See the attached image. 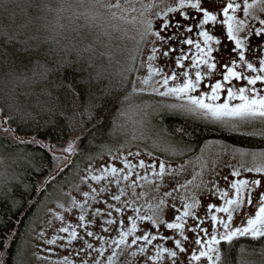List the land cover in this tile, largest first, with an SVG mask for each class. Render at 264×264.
Returning a JSON list of instances; mask_svg holds the SVG:
<instances>
[{
	"label": "snow or ice",
	"instance_id": "6c2138e0",
	"mask_svg": "<svg viewBox=\"0 0 264 264\" xmlns=\"http://www.w3.org/2000/svg\"><path fill=\"white\" fill-rule=\"evenodd\" d=\"M10 3L20 6L18 0H0L5 12ZM209 3L210 0H74L69 7L83 8L79 15L89 24L126 20L131 14V21L138 25L136 36L132 37L135 47L115 72L103 63L97 65L93 56L85 61L83 53L92 51L91 45L75 49L77 58L72 60L67 47L42 51L49 37L41 40L25 36V26L15 30L0 26V65L15 63L21 54L29 52L42 55L44 60L34 63L31 80L47 81L51 74H56L52 88L73 100V113L69 115L61 96L45 87L37 95L46 99L37 103L34 114L19 108L10 92H5L0 96L3 139L33 127L43 137L40 128L66 122L64 126L72 131L99 130L107 140L121 141L115 151L105 145L98 155L102 157L107 152L109 160L98 168L90 162L82 175L77 172L78 179L69 191L64 192L59 185L54 187L53 191L60 192L66 200L55 204V209L62 211L48 208L47 224L53 228L55 221H60L61 226L54 228L51 238L46 229L36 233L33 239L41 243L33 245L37 251L31 256L44 264H121L122 257L126 258L124 264H184L181 257L185 254L187 264L202 260L207 264H264V190L256 192L264 188V87L257 86L258 82L264 85V0H243L242 4L221 0L216 8L207 6ZM26 7L53 11L51 0H28ZM62 10L63 4L55 9L58 13ZM14 16L11 11L8 18ZM156 21L160 23L157 25ZM110 27L118 30L116 24ZM104 35L109 33L105 31ZM32 41L39 42L33 47ZM229 43L230 51L225 56ZM108 60L111 63V57ZM186 61L190 64L186 65ZM82 63L86 66L81 67ZM145 64L147 75H140ZM237 81L246 83L237 87ZM153 99L155 102L149 103ZM161 110L183 112L204 121L205 127L228 129L257 146L218 144L208 178L205 179V167L201 166L192 179L181 183L179 177L187 173L191 161L175 166L174 161L193 155L194 137L198 140L195 129L176 128L162 137L165 158H158L146 146L143 153L139 147L133 151L131 146L124 151L125 144L149 139L150 133L159 137L148 117ZM123 117H135L134 123L141 125V129L129 134L126 121L118 123ZM89 124L92 129L86 127ZM95 138L93 135L92 139ZM75 141L82 142V137H75ZM75 141L61 148L57 159L62 158L65 164L49 174L48 180L53 184L57 174L68 166L66 154H79ZM15 145L23 149L43 148L44 140L36 136L27 140L17 137ZM48 149L52 146L48 145ZM0 150L7 149L0 146ZM200 152L204 154L202 147ZM223 156L237 160L236 164H226L231 179L221 177L215 166V159ZM21 158L32 160L30 155ZM95 159L96 156H89L90 161ZM242 173L259 178H241ZM166 178L175 179V186L162 190L166 188ZM221 178L226 188L219 186ZM22 185L28 187L19 174L5 169L0 173V198L8 199ZM82 185L87 190L82 191ZM203 192L218 197L219 202L208 203L202 218L197 212L201 206L197 196ZM254 193L258 195L254 215L247 217L242 226H234V214L245 205H253ZM20 207L23 201L16 210ZM73 210L79 213L77 222L65 223L63 213ZM168 210L175 213L170 221L163 218ZM206 222L208 227L204 226ZM161 228L171 234H164ZM188 233L193 234L195 245L190 252L186 245L193 241ZM29 235L31 230L3 235L0 264H29ZM241 238H247L246 242L240 243ZM59 252L67 254L60 256Z\"/></svg>",
	"mask_w": 264,
	"mask_h": 264
},
{
	"label": "trees",
	"instance_id": "16d2710c",
	"mask_svg": "<svg viewBox=\"0 0 264 264\" xmlns=\"http://www.w3.org/2000/svg\"><path fill=\"white\" fill-rule=\"evenodd\" d=\"M73 2L74 0H51L53 11L41 12L35 8H27L28 0H18L20 6L15 7L10 3L8 12H5L4 8L0 6V26H8L11 30H15L19 26H25V36H37L41 40L49 37L50 39L44 44L42 51H46L49 48L59 50L61 47H67L71 51L72 60L77 58L75 49H83L91 45L92 51L83 53L85 61L89 56H93L97 65L103 63L109 71L115 72L123 64L129 52L134 49L135 46H131L132 40L127 36L117 35V32L104 35L106 30L83 23V17L78 13L75 14L72 7H69ZM61 4H63L64 10L58 13L55 9L60 8ZM11 11L15 12L14 19L8 18ZM37 17L40 18L37 19ZM93 31L102 36H95L92 33ZM38 42L32 41V46L35 47ZM0 44H2V39H0ZM129 44L130 47L128 46ZM108 57H111V63H109ZM37 59L43 61L44 57L42 55L36 56L29 52L21 54L15 63L0 65V96L5 92H10L17 101L19 108L25 111H33L35 114L37 103L46 99L45 96H38L37 94L41 92V89L47 87L53 91L54 95L58 94L61 96L67 113L72 115V98L65 96L63 93H56L52 88V82L57 79L56 74H51L47 81L34 83L31 80L34 63ZM80 66L85 67L86 64L82 63ZM145 99H148L147 94H145ZM155 99L150 100L149 103H154ZM133 103H137V101H133ZM0 107H3V103H0ZM122 121H126L125 126L129 134L133 133L135 130L132 126L134 125V119L123 117L118 123ZM64 123L66 122H62L55 127L40 128L39 132L44 133L43 137L37 133L35 127L31 131H18L14 135L10 134L7 139H3L2 137L5 134L0 132V146H3V149H7L0 151L13 156L11 159L13 162L11 171L19 174L23 178L24 184L28 185L27 188L23 187V185L16 188L14 195L8 199L0 198V238H3V235L11 234L13 231L24 233L31 230L35 218L42 209L50 200L58 196L59 192L53 191L56 185L62 187L72 180L79 166L88 160L89 156H98V153L105 145L109 147L114 142H120L115 138L111 141L107 140L106 136L99 130L83 133L79 130L72 131L69 127H65ZM150 124L153 126V131L159 134V137L150 133L151 138L138 141L158 156H163L165 153V143L162 137L181 127L189 131L196 130L198 140L194 137L193 152L198 150L205 140L212 138L239 147L253 148L257 146L245 136L238 135L224 128L205 127L204 121L179 111L161 110L154 113L150 115ZM86 127L92 129L91 124L86 125ZM93 135L96 137L95 140L92 139ZM32 136H36L37 139L42 138L44 147L23 149V146L15 145L17 137L27 140ZM77 136L82 137V142L75 141ZM157 139L159 143L152 144V141ZM70 141H75L79 154H66L68 156V166L57 174L56 181L53 184V182L48 180L49 174L55 173L58 167H63L65 164L62 158L57 159V157L61 156V148L65 147ZM9 145H13V147L9 148ZM48 145L52 146L51 150L48 149ZM22 155H30L32 160L22 159ZM13 200L15 205H13ZM21 201H23V207H20L17 211L16 206ZM17 239H19V236H17ZM246 240L247 238H241L240 243H245ZM12 248L15 249V244L12 245ZM0 251H3V248H0Z\"/></svg>",
	"mask_w": 264,
	"mask_h": 264
},
{
	"label": "rangeland",
	"instance_id": "374dc122",
	"mask_svg": "<svg viewBox=\"0 0 264 264\" xmlns=\"http://www.w3.org/2000/svg\"><path fill=\"white\" fill-rule=\"evenodd\" d=\"M141 2H151V0H141ZM237 2L242 4L243 0H237ZM220 3H221V0H210V3L207 6L212 7V8H216L217 6L220 5ZM137 7H139V4H137ZM72 9L74 10L75 14L76 13H78V14L79 13H83V11H84L83 8H72ZM240 14L241 13H238V15H240ZM130 15L131 14H129V18L126 19V20H114V21L100 20V21L93 22V23H90V24L85 21V18H84L83 15H80V16L83 17V23L87 24L88 26H91V27L94 26L96 28H100L102 30H106L108 33L117 32L116 33L117 35H124V36L129 37L132 40L131 46L132 45L135 46V41L132 39V37L136 36V28L138 27V25H136L135 23H133L131 21ZM156 23L158 25L160 23V21H156ZM111 24L118 25V30H113L110 27ZM86 29H88V28H86ZM92 33L95 36H98V35L102 36L101 34H99L97 32H94V31ZM128 46L130 47V44ZM185 47H187V46H185ZM230 47H231V45L229 43V48L228 49H224V55L225 56L228 55V53L230 51ZM147 55H148V52H147V50H145L144 53H143V58L145 60L147 58ZM217 58L220 59V54L219 53L217 54ZM156 63L160 64V63H162V61H156ZM185 64L186 65L190 64V61H186ZM172 66L174 67V60L172 62ZM146 68H147V65L145 64V67L141 71L140 75H147ZM217 78H222V77H217ZM211 82H214V80H212ZM204 83H205V85H207V83H209V81L206 80ZM244 83H246V82H244V81L235 82L237 87L242 86ZM257 86L258 87H264V85H260L259 82H258ZM208 90H210V89H208ZM130 118L135 119V117H130ZM148 119L150 121V116L148 117ZM132 126H133V128L136 131L141 129V128H139V127H141V125H138V124L134 123V125H132ZM145 131H147V130H145ZM0 132L2 134H4L2 132V130H0ZM156 143H159L158 139L152 141V144H156ZM221 143L227 144V143H224V142H222L220 140H217V139H213V138L212 139H207L200 146V148L202 147L204 149V154L203 155H201L200 148H199L198 150L193 152V155L191 157H186V158H182L180 160L174 161V166L176 164L184 163L185 160H190L191 161L190 165L188 166L187 173L179 177L180 182L183 183L184 179H192V175L194 173L200 172L201 166L205 167V171H206L205 179H207L208 178V174H210V173H208V170L213 167V160H214L215 153H217L219 151L217 145L221 144ZM120 144H121V141L120 142H114L109 147L113 151H115L116 149L120 148ZM227 145L231 146L230 144H227ZM130 146H131L133 151L137 150V147H139V150L142 153L145 150V146L143 145V143H141L139 141H135L131 145L125 144L124 145V151H127ZM236 147H239V146H236ZM243 148H247V147H243ZM147 149L150 150L148 147H147ZM166 156H167V153H164L163 156H158V158H165ZM12 157H13L12 155H9L7 153H4V152L0 151V173L4 172L5 169H7L9 172L13 173V171H11V165H13V162L11 161ZM142 158L146 159V161L148 160V157H146V156H142ZM108 160H109V157L107 155V152H105V154L102 157L98 155V156H96V159L93 160V161H90L89 159L84 161L79 166L77 172H79V174L82 175L84 169L87 167V165L90 162L93 164L94 167L98 168L101 163L107 162ZM228 162H230L232 164H236L237 160H230L229 157L223 156V157H220L219 159H215V166H216L217 170L219 171L221 177L229 176V178L231 179V176H230V171L231 170H230L229 167L226 166V164ZM117 166H119V162H117ZM241 178L252 179V178H259V177L256 176V174L242 173V177ZM77 179L78 178L75 175L72 178V180H70L67 184L62 186L63 191L64 192L69 191V189L71 188L72 182L77 180ZM218 183H219V186L221 188H226L227 187L225 181L222 178L219 179ZM165 184H166V188L162 189V190H167V188L174 187L175 186V179L166 178ZM81 190L82 191L83 190H87L86 186L82 185L81 186ZM260 190H264V188L257 189L256 192L258 193ZM73 194L77 195L78 199L80 198L79 194L75 193L74 190H73ZM197 198L201 200V206L197 209V212H198L199 216L202 217V218L206 214V205L208 203H218L219 202V198L218 197H213L210 194H208L207 192L200 193L197 196ZM65 200H66V198L63 197L62 194L59 192L58 196H56L54 199L50 200L46 204V206L42 209V211L39 213V215L35 218V220H34V222L32 224V228H31V235H29L28 238H27L28 239V251H29V257H30L29 264H44L43 261H39L35 257L31 256V253L37 251V248L33 247V245L41 243L38 240H34L33 236L36 233H38L41 229H46V235H47L48 238H51L53 235H55L54 228H58L59 226H61V222L60 221H55V224H54L53 228H49L48 227V224H47V221L49 219L48 208L55 209L56 202H58V201L59 202H65ZM257 201H258V195L254 193V203H253V205L252 206L245 205L240 210H238L237 213L234 214V222H235L234 226H242V223L246 222V218L247 217H249L251 215H254L256 207H257V203H256ZM65 206L67 207V204H65ZM100 206L103 207V205H100ZM55 210L62 211L60 209H55ZM78 214L79 213H78L77 210H73L70 213H68V212L63 213V215L65 216V223H73V224H75L77 222L76 217L78 216ZM129 214H131V213H129ZM174 215H175L174 211L168 210L165 213L163 218L165 220L170 221L173 218ZM204 226L208 227L209 225L206 222ZM94 230L99 231V228H96ZM160 231L163 232L166 235H170L171 234L170 230H166L164 228H161ZM188 235L190 237V240L193 241L192 243H189V244L186 245V247L189 249V252H190L191 249L193 247H195V245H194V236H193L192 233H188ZM41 246H43V245H41ZM167 246L171 247V244H168ZM41 254H43V253H41ZM66 254H67L66 252H59L60 256L66 255ZM107 254H110V253H107ZM181 258L183 259L184 264H187V255L186 254L183 255ZM53 259H55V257H53ZM125 259L126 258H124V257L121 258V264H124V260ZM194 264H207V262H206V260H202L201 262H194Z\"/></svg>",
	"mask_w": 264,
	"mask_h": 264
}]
</instances>
